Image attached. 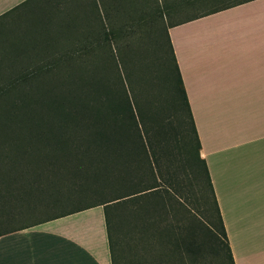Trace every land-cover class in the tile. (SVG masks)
<instances>
[{"label":"trees","instance_id":"16d2710c","mask_svg":"<svg viewBox=\"0 0 264 264\" xmlns=\"http://www.w3.org/2000/svg\"><path fill=\"white\" fill-rule=\"evenodd\" d=\"M95 33L97 39L99 34ZM114 33L104 31L110 38ZM95 49L91 45H73L53 60L17 67L15 56L22 49L14 47L2 52L0 69L8 70L0 76V225L8 224L4 221L10 224L1 227L0 234L36 222L19 225L18 204L53 189L55 177L66 175L75 182L83 180L79 185L98 197L58 214L102 205L112 264L119 261L110 219L115 229L117 209L127 205L144 233L152 236V229L159 228V243L167 244L165 254L148 264H203L206 252L216 256L218 264H234L208 171L198 156L199 142L171 46L173 91L186 106L197 158L203 165V179L196 173L186 175L194 178V192L199 195L204 213L212 215L206 204L208 195L202 191L203 184L207 185L215 211V220L209 225L185 214L181 226L178 217L170 219V194L175 198L179 195L176 202L183 213L187 209L190 213L191 208L177 179L164 176L158 168L157 151L163 149V138L157 125L144 128L143 116L135 103L131 104L121 78L108 80L110 64L105 75V66L98 67V63L82 56L94 54ZM161 181L166 185L162 187ZM182 197L186 201L179 200Z\"/></svg>","mask_w":264,"mask_h":264},{"label":"crops","instance_id":"0c3cea01","mask_svg":"<svg viewBox=\"0 0 264 264\" xmlns=\"http://www.w3.org/2000/svg\"><path fill=\"white\" fill-rule=\"evenodd\" d=\"M29 1L0 0V24ZM94 10L129 31L166 17L234 264H264V0H94ZM0 264H112L102 205L0 234Z\"/></svg>","mask_w":264,"mask_h":264},{"label":"rangeland","instance_id":"374dc122","mask_svg":"<svg viewBox=\"0 0 264 264\" xmlns=\"http://www.w3.org/2000/svg\"><path fill=\"white\" fill-rule=\"evenodd\" d=\"M153 2L157 8L161 6V0ZM94 11V0L29 1L0 24V57L2 52L12 51L14 47L22 49L15 56L17 67L53 60L60 54H66L73 45H91L96 48L94 54L82 56L98 63V67L100 64L102 68L105 66V75V69L110 64L108 80L111 82L121 78L131 104L134 102L139 114L143 116L144 128L157 125L155 127L158 128V134L163 138V149L157 151L160 156L158 168L164 176L169 174L177 179L191 208L190 213L188 209L183 213L182 206L176 202L179 195L177 194L176 199L170 194V219L178 217V224L181 226L185 214L188 218L195 217V221L212 224L215 211L207 185L202 183V191L208 195L206 204L212 215L204 213L199 195L194 192V178L187 177L196 173L203 179V165L197 158L194 133L186 106L173 91L175 71L166 33V17L161 15L154 23H142L131 27L133 31H129L124 25L111 26L108 17L104 15L96 20ZM108 29H115L111 38L104 34ZM94 31L95 35L99 34L97 39L93 35ZM20 45L21 48L18 47ZM7 70L0 69V76L6 75ZM149 136L153 140L152 130ZM69 177H55L53 189L44 190L43 194H37L31 200L22 199L17 206L20 209L19 225L62 213L97 199V193L84 185L80 186V182ZM160 184L162 187L166 185L163 181ZM12 220L14 222L15 218ZM4 222L10 224L8 221ZM115 223L114 229L110 219V232L116 240L114 252L119 264H148L165 254L167 244L159 243L156 231L159 228L152 229L155 230L152 236L149 232L144 233L129 205L117 209ZM8 224H2L0 228ZM203 264H218V259L206 252Z\"/></svg>","mask_w":264,"mask_h":264}]
</instances>
